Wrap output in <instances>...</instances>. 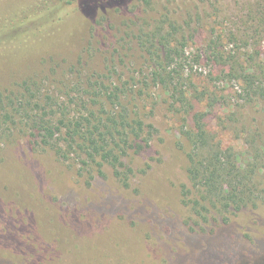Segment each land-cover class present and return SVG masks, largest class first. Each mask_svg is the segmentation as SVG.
I'll return each mask as SVG.
<instances>
[{
  "label": "rangeland",
  "instance_id": "1",
  "mask_svg": "<svg viewBox=\"0 0 264 264\" xmlns=\"http://www.w3.org/2000/svg\"><path fill=\"white\" fill-rule=\"evenodd\" d=\"M146 1L97 11L94 21L84 19L63 38L0 57V105L9 96L17 106L15 97L29 87L36 94L32 101L44 104L50 96L75 109L70 100L88 83L121 84L128 90L124 103L154 127L149 146L128 157L133 174L124 187L108 166L103 176L89 178L75 162L34 142L24 110L1 123L0 264H244L264 256V105L233 100L206 106L210 87L224 96L233 92L212 79L217 68L205 53L208 39L220 33L226 38L250 22L251 0ZM165 20L181 24L188 35L184 61L187 87L198 98L194 110L204 113L221 146L260 157L252 160L259 169L256 205L232 213L228 223L192 224L180 202L184 121L152 82L157 64L141 44ZM225 38L221 47L228 51L232 45ZM260 48L264 52V41Z\"/></svg>",
  "mask_w": 264,
  "mask_h": 264
},
{
  "label": "trees",
  "instance_id": "2",
  "mask_svg": "<svg viewBox=\"0 0 264 264\" xmlns=\"http://www.w3.org/2000/svg\"><path fill=\"white\" fill-rule=\"evenodd\" d=\"M127 1L2 0L0 57L21 56L42 41L63 38L73 27L85 24L84 19L94 21L97 11L108 14ZM143 3L147 5L146 0ZM247 16L250 22H244L236 31L229 30L228 37L220 33L208 39L205 53L217 68L212 79L233 91L224 96L210 87L206 106L211 110L220 102L226 106L233 100L234 104L242 101L264 105V52L260 48L264 41V0L248 2ZM146 36L141 44L157 64L151 73L152 82L169 95L184 121L180 142L184 147L186 181L181 184L180 202L190 213L187 220L202 228L211 220L228 223L232 213L256 205L253 191L259 169L252 160L259 159V154L221 146L207 128L204 113L194 110L198 98L187 87L190 73L185 67L184 47L188 35L183 26L159 21ZM223 38L232 45L228 51L221 47ZM83 89L70 100L76 108L68 109L67 101H52L50 96L45 97L44 104L32 101L36 94L31 95L32 90L27 87V94L15 97L19 100L17 106L9 96L6 105L2 102L0 124L24 110L23 116L31 122L34 142L51 148L63 160L75 162L81 174L89 178L95 174L103 176L104 167L108 166L120 185L128 187L133 174L128 157L149 146L154 127L145 125L124 103L128 90L121 84L93 82ZM223 121H227V116ZM244 264H264V256Z\"/></svg>",
  "mask_w": 264,
  "mask_h": 264
}]
</instances>
